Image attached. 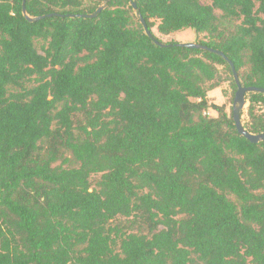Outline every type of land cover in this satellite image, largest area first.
<instances>
[{
  "label": "trees",
  "instance_id": "obj_1",
  "mask_svg": "<svg viewBox=\"0 0 264 264\" xmlns=\"http://www.w3.org/2000/svg\"><path fill=\"white\" fill-rule=\"evenodd\" d=\"M104 1L0 0V264H264V0Z\"/></svg>",
  "mask_w": 264,
  "mask_h": 264
},
{
  "label": "water",
  "instance_id": "obj_2",
  "mask_svg": "<svg viewBox=\"0 0 264 264\" xmlns=\"http://www.w3.org/2000/svg\"><path fill=\"white\" fill-rule=\"evenodd\" d=\"M106 2H107V0L104 1L102 3V5H100L98 7V9L94 13H80V14H72L70 16H72V17L77 16V17H83V18H94V17H96L98 15L99 12L102 11V9L104 8ZM132 6H133L134 9H137V5H136L135 2H132ZM24 11H25V6H24ZM52 15H61V16H63L62 14H58V13H51V14H48L47 16H52ZM44 16H46V15L39 16V17H31V16L27 15V18L30 21H32V20H36V19L44 17ZM139 18H140L141 23L143 24V27H144L146 33L150 37H153L152 32L149 29L146 20L141 15L139 16ZM155 43L157 45H160V46H164L165 45V43H161L157 39H155ZM180 44L185 46V47L204 49V50H208V51L215 52V53H218V54H221V55L225 56V54L222 51H220L218 49H214V48L208 47L207 45H204V44H201V43H198V42H185V43L182 42ZM229 63L231 65V67H232L234 79H235L236 84H237V89H236V92H235V95H234L233 106H232L233 119H234V123H235L236 129L241 135L245 136L252 143H258V142L264 140V132H262V133H252V132L248 131L246 129V127L244 126V122L242 120V115H243L244 108L246 107V105H248V98H247L248 94L250 92H261V93H264V87L244 86V85H242L241 81H240V78H239V75H238V73H237V71L235 69V66H234L233 62L229 60Z\"/></svg>",
  "mask_w": 264,
  "mask_h": 264
},
{
  "label": "rangeland",
  "instance_id": "obj_3",
  "mask_svg": "<svg viewBox=\"0 0 264 264\" xmlns=\"http://www.w3.org/2000/svg\"><path fill=\"white\" fill-rule=\"evenodd\" d=\"M202 2L209 3V0H202ZM217 14L220 16L222 15V12L220 10H216ZM153 33L162 41L168 42L170 40H176L179 42H197L200 39L204 37V34H200L199 37L196 35V33L190 29H183L180 31L176 32H171L169 34H163L160 33L159 30L157 29V26L153 27ZM225 77H229V74H226ZM228 79V78H227ZM224 82L221 83V85L213 90H210L208 93V97L210 101L219 103V104H224L226 105V108L228 112L231 111V108L233 106V97H234V89L231 85V81L228 79ZM247 106L244 108L243 115H242V120L243 122H246L248 120V115H247ZM210 112L213 115H217V112L211 111Z\"/></svg>",
  "mask_w": 264,
  "mask_h": 264
}]
</instances>
